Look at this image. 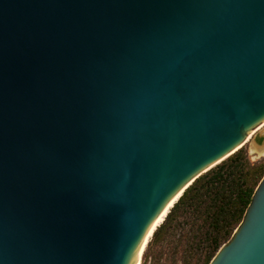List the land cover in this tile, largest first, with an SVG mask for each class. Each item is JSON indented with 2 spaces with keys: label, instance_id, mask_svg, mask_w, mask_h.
Returning a JSON list of instances; mask_svg holds the SVG:
<instances>
[{
  "label": "water",
  "instance_id": "95a60500",
  "mask_svg": "<svg viewBox=\"0 0 264 264\" xmlns=\"http://www.w3.org/2000/svg\"><path fill=\"white\" fill-rule=\"evenodd\" d=\"M263 120L264 0H0V264H134ZM251 197L208 264H264Z\"/></svg>",
  "mask_w": 264,
  "mask_h": 264
},
{
  "label": "trees",
  "instance_id": "16d2710c",
  "mask_svg": "<svg viewBox=\"0 0 264 264\" xmlns=\"http://www.w3.org/2000/svg\"><path fill=\"white\" fill-rule=\"evenodd\" d=\"M264 176V165H251L244 148L200 176L179 198L152 239L172 219L175 213L191 211L202 214L208 223L205 232L207 245H210L208 264L222 241H228L241 223L252 195Z\"/></svg>",
  "mask_w": 264,
  "mask_h": 264
},
{
  "label": "rangeland",
  "instance_id": "374dc122",
  "mask_svg": "<svg viewBox=\"0 0 264 264\" xmlns=\"http://www.w3.org/2000/svg\"><path fill=\"white\" fill-rule=\"evenodd\" d=\"M254 143L264 145V128L243 146L251 165H264V154L253 152L257 147ZM201 212L202 209L175 213L158 236L148 242L141 264H206L205 259L210 253V245L205 247L207 240L204 238L208 223ZM228 241H222L221 245Z\"/></svg>",
  "mask_w": 264,
  "mask_h": 264
},
{
  "label": "bare ground",
  "instance_id": "6f19581e",
  "mask_svg": "<svg viewBox=\"0 0 264 264\" xmlns=\"http://www.w3.org/2000/svg\"><path fill=\"white\" fill-rule=\"evenodd\" d=\"M264 128V120L259 123L251 132H250V136L254 133V132H258L260 129ZM250 140V139H249ZM250 142V141H248ZM254 148V147H253ZM255 150V151H254ZM253 150V152H255L256 154H264V146L263 147H255ZM184 188L181 189L179 192H177L176 194H174L175 196H173V198L168 202V204L165 205V207L160 211V213L156 216V218L151 222V224L147 227L141 241H139L137 249L135 251V255H134V264H141V258L142 255L145 251V249L148 246V242H150L151 238L153 237L154 232L161 226V224L164 222L165 218L167 217L168 213L170 212V210L172 209V207L175 205V203L179 200L180 194H182Z\"/></svg>",
  "mask_w": 264,
  "mask_h": 264
}]
</instances>
